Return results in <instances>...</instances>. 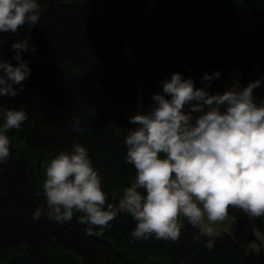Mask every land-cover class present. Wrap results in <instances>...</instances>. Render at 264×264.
<instances>
[{"label": "trees", "instance_id": "1", "mask_svg": "<svg viewBox=\"0 0 264 264\" xmlns=\"http://www.w3.org/2000/svg\"><path fill=\"white\" fill-rule=\"evenodd\" d=\"M37 22L0 33V56L13 59L15 39L31 33L36 50L24 51L31 75L8 107L26 105L29 119L8 130L11 156L0 165V264H254L246 244L264 234V216L228 206L233 235H203L182 215L181 236L129 242L135 221L117 215L99 235H87L73 219L57 223L42 215V162L73 139L89 148L103 175L109 202H118L136 169L125 161L130 116L153 103L160 81L173 71L192 76L221 70L209 91H224L231 68L239 84L264 76V0H40ZM191 69V71H190ZM15 87H20L15 85ZM264 99V83L255 90ZM80 117L82 132L70 123ZM76 215H79L77 213ZM214 240V247L205 241ZM259 264H264L261 253Z\"/></svg>", "mask_w": 264, "mask_h": 264}, {"label": "clouds", "instance_id": "2", "mask_svg": "<svg viewBox=\"0 0 264 264\" xmlns=\"http://www.w3.org/2000/svg\"><path fill=\"white\" fill-rule=\"evenodd\" d=\"M40 8V0H0V33H17L25 23L37 22ZM11 47L18 63L0 56V97L22 90L21 82L32 71L23 52L37 46L29 32ZM221 74L219 69L203 73L200 79L207 83L197 87L192 76L173 71L160 81L162 90L151 94V106L130 116L136 126L124 139L125 161L136 173L118 202L107 200L89 148L74 138L70 149L42 162L46 207L38 205L32 218L46 215L65 224L75 215L85 234L99 235L117 215L127 213L136 222L128 237L135 243L179 240L181 215L200 229L193 235L197 241L214 233L213 223L228 215L229 205L250 217L264 216V99L254 91L264 76L209 91ZM28 119L26 105L0 103V165L11 156L8 130L20 129ZM70 127L83 131L79 116ZM205 243L212 248L215 242Z\"/></svg>", "mask_w": 264, "mask_h": 264}, {"label": "rangeland", "instance_id": "3", "mask_svg": "<svg viewBox=\"0 0 264 264\" xmlns=\"http://www.w3.org/2000/svg\"><path fill=\"white\" fill-rule=\"evenodd\" d=\"M229 84L239 85V70L237 67H233L230 69L227 79L225 80L223 85L224 88L226 87V85ZM205 219H207L206 216ZM209 223H213V222L209 221ZM213 227H214V233L211 236H218L222 233L233 235L235 231L234 219L231 216L227 215L223 220H218L214 222ZM256 237H257V242L246 244L244 248L245 249L251 248L254 251L255 253L254 264H259L261 253L262 252L264 253V234L257 233Z\"/></svg>", "mask_w": 264, "mask_h": 264}]
</instances>
